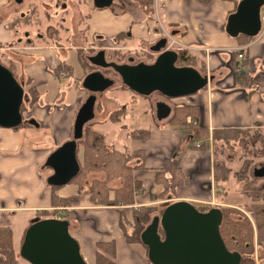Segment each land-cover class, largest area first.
<instances>
[{"label":"crops","instance_id":"1","mask_svg":"<svg viewBox=\"0 0 264 264\" xmlns=\"http://www.w3.org/2000/svg\"><path fill=\"white\" fill-rule=\"evenodd\" d=\"M9 1L0 0V45L15 42L9 46L10 57L15 61L20 78L29 79L25 88L36 91V101L23 112L32 126L0 127V226L10 227L13 249L18 255L30 220L44 210L66 214L73 225L70 233L77 240L87 264H95L96 244L110 241L115 245L114 264H150L147 248L141 241L126 240L119 226L120 212L125 214L131 227L133 211L145 206H156V212L178 200L195 206L197 203L235 206L227 203L225 196L221 197L226 193V181H214L215 154L211 132L222 128L264 131V20L255 37L240 43L225 32L226 18L236 7L234 1L164 0L154 6L152 18H147L135 3L117 0L110 7L96 8L90 0L75 7L76 13L69 12V6H65L62 11L65 15L61 18L64 29L59 28L57 35L53 32V35L38 38L28 33L19 36L20 28L8 24L10 16L15 17L10 9L7 10ZM261 16H264V6ZM160 31H169L179 48L205 62L206 74L212 76L208 86L192 95L171 98V103L166 102L170 111L162 119L155 117V105H151L152 108L143 99L133 105L129 103L133 107L125 104L128 112L125 118L131 131L124 134L125 140L119 138L123 133L118 131L117 123L96 120L93 127L101 138L105 140L109 133L115 148L119 142L130 152L142 153L132 160L135 164L132 177L141 186L132 205H96L84 198L74 206L55 205L53 190L47 185L42 166L52 150L72 137L75 116L85 100L81 81L88 73L84 70L81 76L73 77V90L68 83L69 96L67 90L57 91L60 90L59 83L67 81V70L72 71L67 63V53L61 51L73 50L79 59L78 49L94 52V47L103 50L106 59L113 47H117L115 51L121 49V54L152 47L163 36ZM119 33L125 35L115 41L114 36ZM99 50L92 55L84 51L85 59L90 63L89 56ZM239 53L243 57L236 55ZM233 60L238 62L237 70L233 68ZM60 72L66 74L64 80H61ZM244 75L254 81L248 84ZM252 85L257 87L251 88ZM128 91H118L117 95L130 102L132 96ZM174 105L198 109L194 126L171 122ZM159 120L163 122L159 123ZM146 121L149 122L147 125ZM196 128L204 131L203 136L195 134ZM136 130H148L149 136L146 139L131 138L130 134ZM171 157H175L186 178L185 184L175 187L173 197L164 196L163 185L156 181V174ZM61 187L54 192L57 197H68L77 192L76 185H72L70 191ZM255 245V263L264 264V241Z\"/></svg>","mask_w":264,"mask_h":264},{"label":"water","instance_id":"2","mask_svg":"<svg viewBox=\"0 0 264 264\" xmlns=\"http://www.w3.org/2000/svg\"><path fill=\"white\" fill-rule=\"evenodd\" d=\"M21 4L23 0H14ZM96 8H107L113 0H92ZM264 0H239L228 14L225 32L231 36L255 37L261 30V9ZM162 39L153 50L159 54L151 63L143 61L117 63L107 61L104 51L89 56L90 63L100 69H111L121 83L137 95L148 97L159 93L165 98L195 94L208 86L212 76L201 74L192 66L177 65L175 50H162ZM114 84V78L95 69L82 79L81 86L89 95L79 107L73 123L72 137L52 150L46 160L51 174L47 182L56 186L70 183L80 171L77 157L78 140L82 128L93 117L95 92H102ZM24 88L11 70L0 63V127L14 128L23 117L20 107ZM157 118L167 116L170 108L157 103ZM254 176H264V167L255 168ZM221 210H198L191 202L173 201L159 215H154L140 233V241L147 248L150 264H239L241 255L230 251L220 235ZM67 219L55 217L33 220L26 228L19 256L29 264H87L80 253L77 240L71 235Z\"/></svg>","mask_w":264,"mask_h":264},{"label":"trees","instance_id":"3","mask_svg":"<svg viewBox=\"0 0 264 264\" xmlns=\"http://www.w3.org/2000/svg\"><path fill=\"white\" fill-rule=\"evenodd\" d=\"M142 8L145 17L152 18L153 16V8H152V0H135ZM201 2H210L211 0H199ZM234 1L235 4L239 0H230ZM27 17V16H26ZM26 17L24 19H26ZM27 24V21H24ZM13 23V22H12ZM125 34L119 33L114 36L115 41H120L124 37ZM237 40L240 43H244L252 39L253 37H248L244 35L236 36ZM14 41L9 44L0 45V47H9L14 45ZM178 54L177 65L179 66H192L196 68L201 74L206 73V65L203 60H199L196 56L189 54L183 48H176ZM2 56H6V52H0ZM79 60L83 67H85V63L81 58V54L77 51ZM238 55V54H236ZM7 58V62L4 63L0 60V63L7 67L13 73L16 80L22 84L24 88V97L20 107L21 113L24 111V108L28 109L35 101H36V91L34 88H25L26 84L29 82L27 78L23 83L20 81L18 77H16V65L15 61L12 58ZM151 60V59H150ZM238 62L233 60V68L237 70ZM63 66L64 63H62ZM57 70V69H56ZM61 70V69H60ZM68 73H71V69L67 70ZM59 70L55 72L58 75ZM248 81L253 82L254 79L248 78V76H243ZM258 80V78H255ZM82 82V81H81ZM256 86V85H255ZM254 85L251 86L254 89ZM122 87H125L122 84ZM126 88V87H125ZM252 91V90H251ZM26 104V106H25ZM175 107V106H174ZM176 109L173 112L170 120L173 123H181L182 125H186L190 127V125L194 126L193 122L196 119L198 109L194 106H176ZM125 110V109H124ZM126 111V110H125ZM123 113V112H121ZM181 116V117H179ZM76 118V116H75ZM75 120V119H74ZM169 120V121H170ZM96 121L90 123L87 126L88 132L84 138L83 128H82V136L81 138L85 140L83 145L86 146V149L89 153V159H87L88 163H91L92 168H108L109 171L113 173V178H120L123 180L120 188H117L113 192V197L110 198V189H105L102 187L99 190H94L90 186V190L87 189L85 191L82 188L77 190L75 194H72L68 197H57L54 192L57 188L61 186H56L47 182V178L50 175L46 176L47 185H49L53 190V203L55 205H61L64 207L74 206L79 204L83 198L88 194L89 200L93 204L99 205H132L134 203V195L140 191L141 186L139 183L135 182L132 177V168L135 167V164H132V160L134 157H137L141 152H130L128 150L118 151L116 149H108L104 147L103 144L104 139L101 137H96V131L91 128ZM31 123L28 122L27 119L22 120L21 124L15 129L21 127H30ZM249 129H240V128H222V129H213L211 132V140L213 143V151L217 152V148H232L234 144H241L245 140L246 134L249 132ZM73 132V129H72ZM203 130H195V134L203 136ZM73 134V133H72ZM131 135L133 139H146L149 136L148 130H136ZM96 137V138H95ZM80 138V139H81ZM79 139V140H80ZM78 140V141H79ZM85 150V154H86ZM216 154V153H215ZM139 156V155H138ZM85 163V162H84ZM142 167V164L139 165ZM44 169H49V167L42 166V171ZM82 171V166L80 168ZM214 181L215 182H225L230 177V168L224 163L214 162ZM156 181L161 183L164 187V196L168 195L169 197H173V192L176 186L183 185L186 183V178L182 175L180 168L176 164L175 157L167 158L165 160L164 168L161 172L156 174ZM80 187V186H79ZM110 191V192H109ZM167 203L166 205H168ZM165 205V206H166ZM195 206V205H194ZM57 207V206H56ZM156 206H145L138 210L133 211L134 222L130 227L126 216L123 212H120L119 216V226L121 227L124 236L128 242L138 241L140 242V233L144 229L145 225L151 220L154 215H159L164 207L156 212ZM198 210H207L210 206H195ZM222 210V221L219 227L220 235L225 243V246L230 251H237L241 255V261L239 264H256L254 253H255V244L256 242L264 241V203H244L241 206V209L231 208V207H221ZM58 210H44L37 213V215L32 218L29 224L36 219L42 218H50L55 217ZM154 215L151 217V214ZM63 219L66 218V214H64ZM68 220V219H67ZM69 221V220H68ZM70 223V221H69ZM130 227V228H129ZM95 251V264H114L113 257L115 255V245L114 242H99L96 244ZM17 256L18 254L14 251L12 245V231L9 226L1 227L0 226V263L3 261L10 264H17Z\"/></svg>","mask_w":264,"mask_h":264},{"label":"rangeland","instance_id":"4","mask_svg":"<svg viewBox=\"0 0 264 264\" xmlns=\"http://www.w3.org/2000/svg\"><path fill=\"white\" fill-rule=\"evenodd\" d=\"M86 1H90V0H23L22 4H16L13 0H10L7 10L10 9V11L12 12V14H14L15 17L10 16L8 24L12 27L15 25L20 28L19 32L21 34H19V36L20 35L24 36L25 33H28L29 36L32 35L33 37L45 38L49 35H53L54 34L53 32H55L54 35H57L59 32V28L64 29L63 28L64 25L62 24L63 22L61 18L65 15L64 13H62L65 6L66 7L69 6L68 7L69 12L75 11L76 13L78 12V10L75 9V7L78 8L79 4L85 3ZM116 1L117 0H113V3ZM122 1L135 3L143 12L142 8L139 6L137 1L135 0H122ZM201 3H206V2H201ZM152 8L154 10V1L152 2ZM154 12L155 11H153V14ZM25 17L26 19H24ZM24 21H27V24H25ZM166 32L169 34V31ZM171 37L172 36H167L169 40V44H171ZM118 45L120 47V44ZM173 47L175 49L178 48L176 44H173ZM92 48L94 49V52L95 50L96 51L99 50V48H94V47ZM2 49H5L4 51L6 52V56H2L0 53V60L6 63L8 56H11L12 54L11 49L10 47H0V52L3 51ZM112 49H110L111 51H109L110 56L106 57L107 61H115L117 63H123V62H128L129 57H133L134 62H140V61L147 62L150 57L153 58V55L151 54L148 55L147 52H143V49L127 50L125 51V53L122 54L120 53V51H122L121 49L120 50L118 49V51ZM72 51L73 50H67V49L65 51H61L67 53L65 54L67 55L66 58L67 63L70 64L67 65L72 68V71L70 74L68 73L66 82L59 83L60 90L57 89V91H59L60 93L62 92V90L64 91L67 90L69 96L71 94V90H69L67 86L68 83L71 84L70 88L73 90L75 88L74 87L75 79L73 77L81 76L84 70L90 72L92 70L99 69L104 73L105 76L114 78V84L110 88L102 92L94 93L96 97L95 98L96 101L94 103V108H93V117L90 118V120L85 124L83 128L84 138L88 132L87 126L93 121L95 122L96 120L97 121L99 120L103 123L104 122L106 123L107 121H112L114 123H117L118 131L119 132L121 131L123 133V137H119V138H123L125 140L126 138L124 134L131 133L130 129H128L129 127L128 120L125 118V115L128 113L124 110L125 104L133 107L132 105L137 100L143 99L145 100V104L148 102V104H150L151 106L154 105L156 101L163 100L164 97H162V95H160L157 92L150 94L148 97H143L137 95L136 93H133L132 91H130L125 87H122V83L120 79L111 69L97 68L96 66L91 65L85 59L84 56L86 55L83 54V52L88 51V54L92 55L94 53L93 50L85 49L82 51L78 49L80 54H83V56L81 55V58L83 59L84 62H86L85 63L86 66L83 69L80 60L74 55ZM15 73H16V77H18L22 83L23 81H26L27 78H20L19 70L17 67ZM83 90L85 91L84 99H86V97L89 95V92L85 89ZM122 90H129L128 92H130L132 96L130 98V102L129 100L121 98L117 95L118 91H122ZM165 100L166 102L171 103L169 101L170 99L165 98ZM129 103H131L132 105ZM174 106L176 107V105ZM174 106L173 109L175 110L176 108ZM151 107L153 108V106ZM30 108L31 106L28 109L24 108L23 112L25 113ZM23 112H22V117L26 119V115L23 114ZM124 122L126 125L124 124ZM161 122L163 121L161 120L159 123ZM148 123H149L148 121L145 122L146 125ZM91 128L94 129L92 125ZM96 137H101V136H99L98 133H96ZM82 138L78 141V148H77V157L79 160L80 168L82 166V171H79V173L73 178V180L70 183L62 186L61 189L70 191L73 188L72 185H76L77 190H80V188L83 187V189L87 191V189L90 190V186L94 190H99L101 189L103 184V187L105 189L107 190L108 188L110 189L111 192L109 191L110 192L109 197L112 198L114 196L113 195L114 190L120 188L123 180L120 178L117 179L113 178L112 177L113 173L109 171L108 168L106 169H104L103 167L99 169L92 168L91 163H88L86 159V158L89 159V156L87 155V153L89 152L86 149V146L82 144L85 142V140ZM111 139L112 137L110 136L109 133H107V135L105 136V140L103 141V144L105 145L104 147L108 149L113 148L118 151L124 152L125 149L123 146H121V143L118 142V145L115 148V144ZM245 139L247 140H245L240 145L234 144V146L231 149L218 147L217 152H215L216 154L214 153L215 162H220V163L224 162L230 168L229 180L226 181L224 184L226 193H224L223 195L221 194V197L223 198V196H225L224 199L227 203H232L235 205L243 204V203H253V202L264 203V177L258 178L252 175V171L255 167H258L260 164L264 165V131L263 129L255 130V131L251 130V132L249 131L246 134ZM85 150L87 151L86 154H85ZM43 172L45 173L46 176L49 175L48 169H44ZM84 199H86L87 202L88 201L90 202L88 194ZM197 205H200L202 207L207 206L206 204H201V203H197ZM153 215L154 213L151 214V217ZM61 216H64V213L62 214L61 211H58L55 217H61ZM72 228L73 225L70 224L69 230H71ZM18 256H17V264H29L21 257L19 260ZM2 264H10V263L3 261Z\"/></svg>","mask_w":264,"mask_h":264},{"label":"flooded vegetation","instance_id":"5","mask_svg":"<svg viewBox=\"0 0 264 264\" xmlns=\"http://www.w3.org/2000/svg\"><path fill=\"white\" fill-rule=\"evenodd\" d=\"M13 1H14V0H13ZM22 3H23V2H22ZM22 3H21V4H22ZM111 5H112V4H111ZM93 6H94V5H93ZM94 7H95V6H94ZM160 35H161V36L163 35L162 37H160L161 39H165V46H164L163 49H161V51H162V50H166V49H172V50H175V51H176V49L173 47V44H175V40H172V38H171V44H169V40H168V38H167V36H171V34H170V33L168 34V33L164 32V31L161 33V31H160ZM161 39H159V40H158V41H157L152 47L157 46L158 43H160ZM172 43H173V44H172ZM152 47H149V48H147V49H145V48H141V49H143V52H147L148 55H150V54L153 55V58L150 57V58L148 59V61H147L148 63H151V62L155 59V57L157 56V54H159V51H155V50H153ZM178 48H179V47H178ZM113 49H117V47H113ZM176 52H177V51H176ZM130 59H132V62L135 63L134 60H133V57L129 58V59H128V62H129ZM150 59H151V60H150ZM177 61H178V60H177ZM143 62H144V61H143ZM147 62H146V63H147ZM59 75H60V78H61L62 75L65 76L66 74H65L64 72H60ZM162 97H163V96H162ZM86 98H87V97H86ZM95 98H96V97H95ZM167 99H169V98H167ZM95 101H96V100H95ZM160 102H161V103H164V104H167V103H166V100H165V97L163 98V100L156 101V103L154 104V105H155L154 108H155V117H156V118H157V105H156V104H157V103H160ZM157 119H158V118H157ZM260 167H264V165L260 164L258 167H255V168H260ZM255 168H254V169H255ZM254 169H253V171H252V175H254V174H253V173H254ZM255 177H256V176H255ZM263 177H264V176H262V177H258V178H263ZM228 180H229V179H228ZM243 204H244V203H243ZM243 204H242V205H243ZM239 205H241V204H239ZM239 205L232 206L231 208H238V209H241V206H242V205H241V206H239ZM209 206H210V207H209L207 210H209L210 208H213V207H217V208H219L220 210H221V207H229V206H212V205H210V204H209ZM207 210H204V211H207ZM221 213H222V210H221Z\"/></svg>","mask_w":264,"mask_h":264},{"label":"built area","instance_id":"6","mask_svg":"<svg viewBox=\"0 0 264 264\" xmlns=\"http://www.w3.org/2000/svg\"><path fill=\"white\" fill-rule=\"evenodd\" d=\"M153 1H154V6L156 7L160 2H163L164 0H153ZM260 17H261V24H262V21L264 20V16H261V13H260ZM238 57L239 58L243 57V54L239 53ZM64 79H65V76L62 75L61 80H64ZM57 218H61V217H57Z\"/></svg>","mask_w":264,"mask_h":264}]
</instances>
